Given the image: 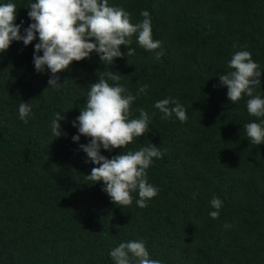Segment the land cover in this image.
<instances>
[{"label": "trees", "instance_id": "1", "mask_svg": "<svg viewBox=\"0 0 264 264\" xmlns=\"http://www.w3.org/2000/svg\"><path fill=\"white\" fill-rule=\"evenodd\" d=\"M17 6L15 23L33 21L27 13L35 0H0ZM123 7L132 23L141 11L151 17L154 52L128 46L134 54L108 65L93 51L59 73L60 88L48 87L50 73L33 63L37 39L25 46L13 41L0 53V264H114L109 253L121 242L142 240L150 258L161 264H264V143L252 144L244 124L261 119L247 112L246 95L233 104L219 76L230 69L236 51L252 54L262 72L254 95L264 98V0H109ZM126 53L127 47L122 45ZM155 52H161L156 59ZM42 55V51L39 53ZM114 72L136 95L131 106L148 112L149 131L120 148L101 154L155 144L163 152L146 170L158 194L147 207L114 204L103 182L87 181L97 165L80 145L89 142L72 121L86 107L87 92L98 75ZM46 88V89H45ZM176 99L187 121L173 114L162 120L156 101ZM32 106L25 124L21 102ZM61 113L55 138L50 122ZM196 194L193 198V194ZM222 201L219 218L210 200ZM231 225L225 228L224 225Z\"/></svg>", "mask_w": 264, "mask_h": 264}, {"label": "clouds", "instance_id": "2", "mask_svg": "<svg viewBox=\"0 0 264 264\" xmlns=\"http://www.w3.org/2000/svg\"><path fill=\"white\" fill-rule=\"evenodd\" d=\"M28 8L27 15L33 22L24 28L21 35L23 21L15 23L16 4L0 3V53L7 51L13 41H22L27 46L37 39L38 34L39 42L35 44L33 54L34 67L37 72L48 70V87L53 89L60 88L59 73L69 69L74 61L89 58L93 51L108 65L114 58L134 54L135 50L128 47L134 34L139 46L146 51L154 52L161 46V42L152 37L151 17L147 10L141 11L143 19L140 22L132 23L130 14L123 7L110 6L109 0H35ZM122 45L127 47L126 53L121 51ZM41 51L42 55L39 54ZM161 56V52H155L156 59ZM227 67L230 71L219 78L220 84L227 86L229 101L235 104L246 95L249 97L246 101L248 114L264 118V98L254 95L261 84L262 72L252 54L246 50L236 51ZM98 77L87 92L86 107L72 121L73 126L78 127V134L72 137L74 141H79L81 135L90 138L87 144L80 145L87 155L85 162L97 165L85 178L92 182L89 184L102 181V191L122 208L133 203V193H138L137 206L147 207V201L154 198L159 189L148 182L146 170L154 158H162L161 149L150 144L138 150L121 151L111 158L101 154V149L109 152L117 148L123 150L135 138L149 131L151 117L143 108L138 109V118H130L132 104L148 86H140L134 95L123 85L108 82L119 81L120 76L114 72L100 73ZM154 107L162 113V120L173 114L182 123L188 119L186 109L176 99L158 100ZM31 113L29 103L19 104V118L25 124ZM63 119L65 117L61 113H56L50 122L55 138L66 135L61 130L60 121ZM243 127L252 144L264 143V119L259 123H246ZM195 196L194 193L193 198ZM210 206L215 209L209 213L210 217L218 219L222 201L213 197ZM224 227L227 229L231 225L225 224ZM109 255L114 264H161V261L150 258L142 240L121 242Z\"/></svg>", "mask_w": 264, "mask_h": 264}]
</instances>
